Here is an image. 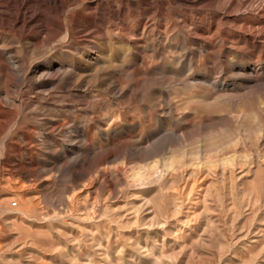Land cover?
Segmentation results:
<instances>
[{
  "label": "rangeland",
  "instance_id": "1",
  "mask_svg": "<svg viewBox=\"0 0 264 264\" xmlns=\"http://www.w3.org/2000/svg\"><path fill=\"white\" fill-rule=\"evenodd\" d=\"M88 2L70 21L89 22ZM209 9L169 3L162 16L204 21ZM91 32L76 36L69 91L43 95L0 78V264H264V91L226 100L251 91L246 61L234 50L200 57L184 34L182 51L173 31L166 40L151 28L136 37L140 60L105 48L92 65ZM0 41L32 60L22 33ZM42 46L34 57L44 60L68 44L59 36ZM253 65L264 78V59ZM168 106L192 117L170 119Z\"/></svg>",
  "mask_w": 264,
  "mask_h": 264
},
{
  "label": "bare ground",
  "instance_id": "2",
  "mask_svg": "<svg viewBox=\"0 0 264 264\" xmlns=\"http://www.w3.org/2000/svg\"><path fill=\"white\" fill-rule=\"evenodd\" d=\"M82 1L0 0V35L22 33L32 56V60L26 62L17 49L20 46L16 47L13 41H0V78H4L9 84L16 81L29 83L33 90L43 95H50L53 91L59 90L69 91L76 83L74 52L78 50L75 47L83 44L76 36L92 29L90 36L94 40L91 42L90 50L96 51L97 54L90 64L98 65L107 56L105 48L110 51V57L113 59L134 57L140 60V45L143 42L138 41L136 37L144 36L147 30L155 28L166 40L167 33L173 31L183 42L182 51H186L187 44L184 34L192 46L198 47L195 53L200 57L207 56L217 60L223 52L231 53L234 50L240 56L241 62L246 61L244 73L248 76L255 75L256 78L244 79L246 85L254 84L251 91L231 98H228V95L220 96L216 99L218 104H222L223 100L228 98L226 100L229 104L241 105L240 102L248 100L249 94L256 91L255 89L264 91V78L259 77L262 70L253 65L254 61L260 62L264 59V50L260 47L250 50L238 48V44L264 43V0H159L156 7L144 5L145 0H132V4L129 0H87L89 22H82L80 15L73 22L70 21V12L79 8ZM167 3L184 10L202 7L207 3L210 12L204 21L199 12L190 18L187 13L174 12L172 16L176 21H172L167 16H162L168 11ZM150 17L152 19H149ZM158 17L165 19L154 23L153 20ZM132 18L137 19L134 27L127 24ZM59 36L68 44L62 53L58 55L45 53L44 60L34 57L35 53L43 48V44L50 46V42ZM100 41L102 45L98 43ZM20 45L24 47L22 42ZM216 68L217 65L213 63L209 70L213 71ZM1 101L3 100L0 99ZM194 103H196L194 100H188V107L194 106ZM164 115L175 121L192 117L170 106ZM7 124L6 122L2 124L0 134L5 132ZM5 142L6 138L3 139L4 144ZM1 148L4 155V147ZM224 150L227 148L219 146L214 149L217 153ZM4 161L1 160L0 163L6 164ZM165 166L168 170L172 168L171 164Z\"/></svg>",
  "mask_w": 264,
  "mask_h": 264
}]
</instances>
